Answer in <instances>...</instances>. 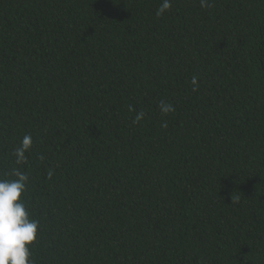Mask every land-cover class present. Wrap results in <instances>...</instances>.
<instances>
[{
    "label": "trees",
    "instance_id": "16d2710c",
    "mask_svg": "<svg viewBox=\"0 0 264 264\" xmlns=\"http://www.w3.org/2000/svg\"><path fill=\"white\" fill-rule=\"evenodd\" d=\"M209 2L0 0L33 264H264V0Z\"/></svg>",
    "mask_w": 264,
    "mask_h": 264
},
{
    "label": "clouds",
    "instance_id": "9594fccd",
    "mask_svg": "<svg viewBox=\"0 0 264 264\" xmlns=\"http://www.w3.org/2000/svg\"><path fill=\"white\" fill-rule=\"evenodd\" d=\"M201 8L211 6L209 0H200ZM172 7V0H162L156 15L162 16ZM197 78L192 79L193 85ZM195 90V89H194ZM158 108L161 113L167 115L175 112L172 103L161 100ZM129 110L133 111L132 106ZM144 111L137 112L133 122L139 123L144 119ZM167 122L162 123L161 127L167 128ZM32 138L25 135L20 147L15 150L17 163L26 162L25 152L30 149ZM16 179H0V264H33L29 259L31 245L37 238L38 221L30 218L22 200V193L26 190L28 177L19 170L14 171Z\"/></svg>",
    "mask_w": 264,
    "mask_h": 264
}]
</instances>
